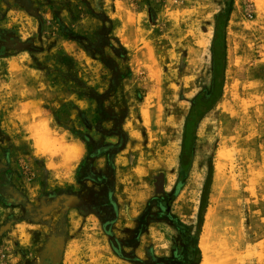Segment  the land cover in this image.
<instances>
[{"label":"rangeland","instance_id":"obj_1","mask_svg":"<svg viewBox=\"0 0 264 264\" xmlns=\"http://www.w3.org/2000/svg\"><path fill=\"white\" fill-rule=\"evenodd\" d=\"M229 2L0 0V264H187L166 210L264 264V0H232L221 97L166 197Z\"/></svg>","mask_w":264,"mask_h":264},{"label":"trees","instance_id":"obj_2","mask_svg":"<svg viewBox=\"0 0 264 264\" xmlns=\"http://www.w3.org/2000/svg\"><path fill=\"white\" fill-rule=\"evenodd\" d=\"M232 0L227 5L226 10L223 15H219L215 20V29L213 34V40L211 43L210 54H211V83L208 89H204L199 93L191 102V107L188 112V115L185 119V124L183 128V141L181 146V154L179 156V169H178V178L176 185L174 187V192L171 196H166L167 200H172L183 186V182L187 177L188 170L190 168L192 157H193V141H194V132L203 116L210 110L212 104L221 97L222 88L224 86L225 72H226V24L228 18L231 14ZM54 116V115H53ZM82 143L84 141L80 140ZM210 175L205 184L203 191V197L201 201L200 213L199 216L202 218L204 210L206 208L207 200V188L209 185ZM163 202V200H160ZM161 204V203H160ZM159 204V208L163 209ZM166 216L168 220L175 224L176 230L184 235L189 246V257L187 264H198L200 251L198 249V238L200 234L199 226L192 236L191 228L184 226L178 220L169 217V212L166 210ZM184 253V252H183ZM182 253V254H183ZM181 255L177 252L173 253V259L176 260ZM175 262H178L175 261Z\"/></svg>","mask_w":264,"mask_h":264},{"label":"bare ground","instance_id":"obj_3","mask_svg":"<svg viewBox=\"0 0 264 264\" xmlns=\"http://www.w3.org/2000/svg\"><path fill=\"white\" fill-rule=\"evenodd\" d=\"M146 112L148 113V109ZM60 151L63 155V163L67 166L75 164L80 155V147L75 144L62 147ZM199 238L198 247L202 253L201 264H235L234 255L229 251L226 242L213 244L208 233Z\"/></svg>","mask_w":264,"mask_h":264},{"label":"crops","instance_id":"obj_4","mask_svg":"<svg viewBox=\"0 0 264 264\" xmlns=\"http://www.w3.org/2000/svg\"><path fill=\"white\" fill-rule=\"evenodd\" d=\"M32 104H33V106L34 107H36V103H34V102H32ZM40 135V134H39ZM37 140H41V138H39V137H37ZM58 142V143H57ZM75 145H78L79 147H80V155H79V157H78V159H77V161L75 162V164H73V165H71V166H74V165H76L77 164V162L80 160V158H81V156H82V153H83V148H82V145L80 144H78V143H74ZM55 145H57L58 147H56L57 148V151L59 152V156L61 157V160H62V162H63V155H62V153H61V151H60V149L62 148V147H65V146H68V145H70V144H65V141H63V140H59V141H56L55 142ZM72 145V144H71ZM64 164V163H63ZM64 165H66V164H64ZM67 166V165H66ZM35 237H32V239H34ZM48 245V247H52V248H54L55 246H56V244L54 245L53 243H49V244H47ZM47 247V248H48ZM61 254V257H62V254H63V251H62V253H60ZM60 261H62V259H60Z\"/></svg>","mask_w":264,"mask_h":264},{"label":"water","instance_id":"obj_5","mask_svg":"<svg viewBox=\"0 0 264 264\" xmlns=\"http://www.w3.org/2000/svg\"><path fill=\"white\" fill-rule=\"evenodd\" d=\"M157 192H160V191H157Z\"/></svg>","mask_w":264,"mask_h":264}]
</instances>
